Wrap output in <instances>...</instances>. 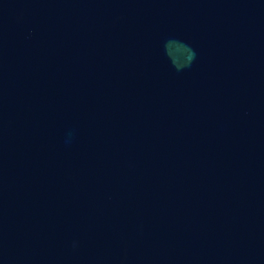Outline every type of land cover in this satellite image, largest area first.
Returning a JSON list of instances; mask_svg holds the SVG:
<instances>
[{"label": "water", "instance_id": "water-1", "mask_svg": "<svg viewBox=\"0 0 264 264\" xmlns=\"http://www.w3.org/2000/svg\"><path fill=\"white\" fill-rule=\"evenodd\" d=\"M0 264H264V0H0Z\"/></svg>", "mask_w": 264, "mask_h": 264}]
</instances>
